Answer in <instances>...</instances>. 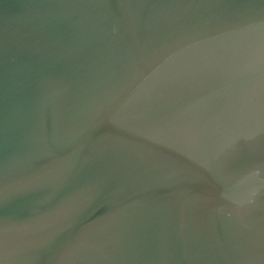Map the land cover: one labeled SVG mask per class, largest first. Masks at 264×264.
Wrapping results in <instances>:
<instances>
[{
    "label": "water",
    "instance_id": "1",
    "mask_svg": "<svg viewBox=\"0 0 264 264\" xmlns=\"http://www.w3.org/2000/svg\"><path fill=\"white\" fill-rule=\"evenodd\" d=\"M0 264H264V0H0Z\"/></svg>",
    "mask_w": 264,
    "mask_h": 264
}]
</instances>
